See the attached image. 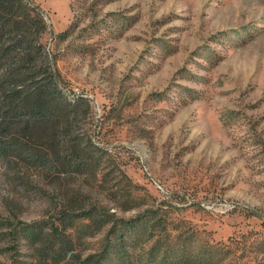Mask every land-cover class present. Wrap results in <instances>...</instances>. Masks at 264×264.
Instances as JSON below:
<instances>
[{"label":"rangeland","instance_id":"obj_1","mask_svg":"<svg viewBox=\"0 0 264 264\" xmlns=\"http://www.w3.org/2000/svg\"><path fill=\"white\" fill-rule=\"evenodd\" d=\"M21 2L74 108L13 137L72 150L0 154V264L49 260L35 227L61 264H264V0Z\"/></svg>","mask_w":264,"mask_h":264},{"label":"trees","instance_id":"obj_2","mask_svg":"<svg viewBox=\"0 0 264 264\" xmlns=\"http://www.w3.org/2000/svg\"><path fill=\"white\" fill-rule=\"evenodd\" d=\"M22 10L25 12L21 13ZM33 12L21 0H0V154L8 160L22 153L28 160L48 167L57 152L72 150L64 146L63 139L53 140L57 151L54 157L49 158L41 155L40 151H30L25 141L13 137L18 134L16 129L23 133L33 128L55 126L54 120L58 116L64 119L66 125L72 122L69 109H73L74 105L63 100L41 42V36L46 32L45 21ZM65 130H69L68 127ZM11 135V139L4 140ZM62 135L67 137L69 133ZM252 215L256 216L255 213ZM24 232L33 241L40 235L49 237L46 251L49 260L41 258L34 264H47L48 261L50 264H61L73 250V241L67 239L59 228H25ZM120 251L119 248L116 257L121 254ZM65 264L74 263L68 260Z\"/></svg>","mask_w":264,"mask_h":264}]
</instances>
